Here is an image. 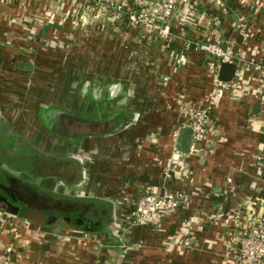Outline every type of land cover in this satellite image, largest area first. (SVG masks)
I'll return each instance as SVG.
<instances>
[{
    "label": "crops",
    "instance_id": "1",
    "mask_svg": "<svg viewBox=\"0 0 264 264\" xmlns=\"http://www.w3.org/2000/svg\"><path fill=\"white\" fill-rule=\"evenodd\" d=\"M253 3L228 0L229 9L223 11L215 1L193 0L196 22L194 29L186 28L191 41L185 52L187 65L173 73L160 42L146 43L136 32L121 37L104 21L103 30L86 17L85 28L79 30L73 12H82L80 1L0 0L2 82L18 65L25 71L29 59L32 69L39 65L43 70L45 62L58 72L66 68L69 82L81 91L68 105H37L48 122L28 105L31 118H21L26 126L20 136L46 156L80 164L83 160L74 175L62 179L70 191H81L75 198L93 202L106 218L95 231H85L28 223L0 212L5 219L0 222V247L12 248L8 264H242L227 251L226 242L229 231L264 216L262 83L248 68L241 73L238 92L216 90L213 95L205 62L193 43L212 41L230 48L239 61L263 65L264 4ZM175 32L181 34V28ZM178 44L171 46L181 49ZM13 75L26 78L24 85H29L27 76ZM115 84L120 89L113 96ZM211 93L219 144L212 151L200 146L199 153L189 156L188 130L180 129L176 142L172 137L181 122L179 96L196 104ZM49 108L107 123L108 128L62 140L47 127L52 121ZM12 128L17 130L9 126L10 132ZM174 147L181 166H172L176 174L169 179L163 171L175 156ZM47 181L40 182V189L55 194L58 188ZM58 185L63 186L62 181ZM145 185L158 195L185 189L189 204L165 214L159 228L135 227L129 222L130 212ZM237 211L240 219L235 225Z\"/></svg>",
    "mask_w": 264,
    "mask_h": 264
},
{
    "label": "built area",
    "instance_id": "2",
    "mask_svg": "<svg viewBox=\"0 0 264 264\" xmlns=\"http://www.w3.org/2000/svg\"><path fill=\"white\" fill-rule=\"evenodd\" d=\"M81 2L79 13L74 10L76 16V26L83 30L86 18H89L98 26L104 21L113 34L123 37V34L136 32L141 35L146 43L160 42L166 51L170 61L171 69L175 73L178 68L186 67L187 60L185 55L191 41L186 37V30L195 27L196 15L192 8L193 0H77ZM217 2L223 11L228 8V0H212ZM256 0H251V3ZM254 6L262 7L263 2L253 3ZM196 5V4H195ZM251 6V5H250ZM253 6V5H252ZM253 7H251L252 9ZM79 13V14H78ZM179 15L184 16L182 20ZM245 15L239 20L243 21ZM104 30V25H101ZM182 33L175 32L180 29ZM187 28V29H186ZM194 29V28H193ZM181 37L182 40L178 39ZM179 43V51L171 49L172 43ZM194 51L202 57L205 62V70L213 88V95L216 90L227 92H238L237 86L241 82V73L248 68L258 76L262 83L261 89L264 93V64L254 61H239L230 48H223L218 43L212 41H194ZM221 64L235 65V73L231 82L219 80L218 72ZM167 78H163L166 81ZM236 82L235 84H232ZM212 93L209 98L206 96L196 104L183 102V95L179 96L178 113L181 119L180 125L173 131L174 142L179 137L182 128L188 130L191 144L188 146L187 155H196L200 151V146L206 150H214L218 144L219 132L215 127L213 118L214 105L211 101ZM262 100V97H260ZM175 155L163 171L165 178L171 177L174 173V166H181L179 162V152L173 148ZM229 181V180H227ZM189 204V196L185 189L179 191L165 192L162 195L156 194V190L150 186L142 187L141 194L135 200L130 212L129 222L135 227L159 228L161 220L167 213H174ZM240 219L239 212L233 216L234 224H238ZM5 219L0 216V222ZM188 241L183 245L188 246ZM226 249L231 252L242 264H264V216L252 217L248 220L247 226L240 229L229 231L226 242ZM12 248L8 247L1 250L0 263L8 264Z\"/></svg>",
    "mask_w": 264,
    "mask_h": 264
},
{
    "label": "rangeland",
    "instance_id": "3",
    "mask_svg": "<svg viewBox=\"0 0 264 264\" xmlns=\"http://www.w3.org/2000/svg\"><path fill=\"white\" fill-rule=\"evenodd\" d=\"M39 60L41 64L44 63L45 61L44 58L43 59L39 58ZM26 61L27 63H30L29 59H27ZM23 62H25V60H23ZM65 65H67V63H65ZM43 66L44 67L47 66L48 68H50V71L48 70V68L45 69L44 67L42 68L43 70H40L41 69L40 66L35 65L31 73L30 72L26 73L22 67L19 69V65H18L16 66L18 67V70H14L12 68L11 73L6 75L7 77L8 76L10 77L9 80H7L6 82L4 81L2 82L4 75L1 77L0 74V95L2 96V98L0 99V149L1 150L6 147L4 143V139H2V134H4V131L8 132L9 134H12L13 139H11V142H14V139L20 136L21 130L23 132V129H25L26 123L22 122L21 118L25 119V116L26 117L31 116L29 115L28 111L25 110L28 105L33 110L36 109L37 105L46 101L55 104L57 103L56 105L58 104L68 105L69 101L72 98L74 100L77 99L78 92L80 94L81 91L80 90L76 91L75 89L76 88L74 84L75 82L73 83V80L69 82L68 79L69 74L66 72V68H63L62 70H60L61 72H58L57 70H53L52 67H50V65L47 64V62H45ZM14 73L27 76L29 85L28 83H27L28 86L24 85V82H26L25 81L26 78L25 79L19 78V76L15 77L13 75ZM2 83L3 84L6 83V85H10L11 88L9 89L6 87L5 89H2L3 87ZM33 85L37 86V88L34 87ZM42 86L46 87L47 90H44L43 88L39 89ZM9 126L15 127L18 130V131L16 130L17 133H14V130H12V133H10ZM71 129L73 131L74 130L84 131L83 128L79 129V127H77V129L75 128H71ZM29 145L34 146L32 142H30ZM33 146L31 147L33 149L31 150L32 154H29V156H26L25 158H23L22 154L18 152L20 151L18 147V150H16L14 154L18 155V157L22 159H20V161L16 160L15 161L16 163H12L13 166H17V169L14 168V170H9L5 168L6 160L1 158L0 155V172L7 173L11 177L25 181V183L28 184L34 181L33 185H35L36 187H39L37 186V183L40 180L42 179H47L48 181L50 180L49 183L54 184V186L58 188L55 191L56 192L55 195H60L62 196V198L67 200H72V199L77 200L78 198H75V196L80 194L79 192L81 191L77 190L79 191L77 193H75L74 191H70L66 187L67 182L64 181L62 178L74 175L76 168L80 169L83 166V160H81L82 164H80V162L73 160L71 158L61 157L58 160L57 156L50 155L44 157L42 156V154H40L41 153L40 151L39 153L35 152ZM8 153H11V151H9ZM21 169H23V171H20ZM31 177H39V178H36L37 180L36 179L32 180L30 179ZM60 181H62L63 186L58 185ZM78 200L81 201L80 199ZM60 223H55V225L56 226L59 225L58 227H62L63 224Z\"/></svg>",
    "mask_w": 264,
    "mask_h": 264
},
{
    "label": "flooded vegetation",
    "instance_id": "4",
    "mask_svg": "<svg viewBox=\"0 0 264 264\" xmlns=\"http://www.w3.org/2000/svg\"><path fill=\"white\" fill-rule=\"evenodd\" d=\"M35 110L38 111L37 116L41 117V109L36 107ZM49 112V119L52 121H50L47 127L62 140L72 141L73 137H83L91 133V131L94 132L98 129L107 130L108 128L107 123L93 122L83 116H75L60 109L49 108ZM42 120L43 123L47 121L45 119ZM77 127L79 129L83 128L84 131H73L71 129H77ZM14 133L17 132L14 130ZM2 139H4L6 147L2 150L0 149V155L1 158L6 160L5 168L9 170L17 169V166H13L12 163H16V160L20 161L22 158L14 153L19 147L20 151L18 152L25 158L29 154H32L31 150L33 149L31 147L33 145H29L30 143L21 136L16 137L14 142H11V139H13L12 134L5 131L2 134ZM33 148L35 152L39 153L40 150L34 146ZM8 150L11 153H8ZM40 154L44 157L46 156L44 153ZM20 171H23V169ZM36 178L39 177H31L30 179L35 180ZM43 180H40L37 183L39 187H36L33 185L34 181L28 184L25 181L11 177L7 173L0 172V212L5 213L9 217H18L28 223L38 222L41 225L56 226L55 223L61 222L63 224L62 227H71L72 229H82L85 231H95L98 225H103L102 223L106 220L104 210H100L92 203L78 205L72 200L62 198L60 195L44 192L40 189V182Z\"/></svg>",
    "mask_w": 264,
    "mask_h": 264
},
{
    "label": "water",
    "instance_id": "5",
    "mask_svg": "<svg viewBox=\"0 0 264 264\" xmlns=\"http://www.w3.org/2000/svg\"><path fill=\"white\" fill-rule=\"evenodd\" d=\"M25 71L27 72H31L32 70V64L31 63H25ZM234 73H235V65L233 64H221L219 72H218V76H219V80L222 82H231V80L234 77ZM120 89V85H112L111 86V94L113 96H116V94L118 93ZM258 108V107H256Z\"/></svg>",
    "mask_w": 264,
    "mask_h": 264
},
{
    "label": "trees",
    "instance_id": "6",
    "mask_svg": "<svg viewBox=\"0 0 264 264\" xmlns=\"http://www.w3.org/2000/svg\"><path fill=\"white\" fill-rule=\"evenodd\" d=\"M229 7V6H228ZM229 9V8H228ZM171 49H174V50H177L179 51L180 48L179 47H174V46H171ZM74 203L78 204V205H88L90 203L93 204V202H87V201H78V200H72Z\"/></svg>",
    "mask_w": 264,
    "mask_h": 264
}]
</instances>
